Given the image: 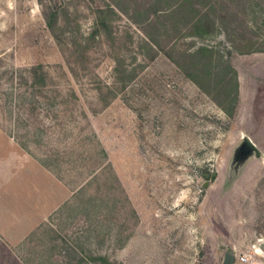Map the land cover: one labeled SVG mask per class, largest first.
I'll return each instance as SVG.
<instances>
[{
  "label": "rangeland",
  "instance_id": "rangeland-1",
  "mask_svg": "<svg viewBox=\"0 0 264 264\" xmlns=\"http://www.w3.org/2000/svg\"><path fill=\"white\" fill-rule=\"evenodd\" d=\"M0 26V191L46 218L0 264H264V0H0Z\"/></svg>",
  "mask_w": 264,
  "mask_h": 264
},
{
  "label": "crops",
  "instance_id": "crops-1",
  "mask_svg": "<svg viewBox=\"0 0 264 264\" xmlns=\"http://www.w3.org/2000/svg\"><path fill=\"white\" fill-rule=\"evenodd\" d=\"M20 152L25 154L26 160L30 158L22 148ZM5 194L7 196L0 191V234L7 239L12 237L11 241H19L46 219L43 215V197L41 198V207L38 208L29 202L31 193H23L19 205L16 203L14 205L16 207L11 208L9 206L10 197L8 193Z\"/></svg>",
  "mask_w": 264,
  "mask_h": 264
},
{
  "label": "water",
  "instance_id": "water-1",
  "mask_svg": "<svg viewBox=\"0 0 264 264\" xmlns=\"http://www.w3.org/2000/svg\"><path fill=\"white\" fill-rule=\"evenodd\" d=\"M245 142L247 143V145H249L252 149H257L255 143H253V141L249 138V137H246L245 138ZM235 257L233 254L231 253H228L227 254V259L225 261L224 264H233V261H234Z\"/></svg>",
  "mask_w": 264,
  "mask_h": 264
},
{
  "label": "trees",
  "instance_id": "trees-1",
  "mask_svg": "<svg viewBox=\"0 0 264 264\" xmlns=\"http://www.w3.org/2000/svg\"><path fill=\"white\" fill-rule=\"evenodd\" d=\"M166 11H169V9H165V10H164V9H159L157 12L162 13V12H166ZM194 20H196V19H194ZM261 50H263V48H257V47H253V46H252L251 49H250L249 51H244V50H243L244 52H243V51H242V52H243V53H245V52H256V51H261ZM32 73H33V72H32ZM99 259H104V260H105L106 258L103 257V256H100Z\"/></svg>",
  "mask_w": 264,
  "mask_h": 264
},
{
  "label": "built area",
  "instance_id": "built-area-1",
  "mask_svg": "<svg viewBox=\"0 0 264 264\" xmlns=\"http://www.w3.org/2000/svg\"><path fill=\"white\" fill-rule=\"evenodd\" d=\"M245 257H247V260H244ZM240 259H241L242 262H246V261H248L249 256H248V254H243V255L240 256Z\"/></svg>",
  "mask_w": 264,
  "mask_h": 264
},
{
  "label": "clouds",
  "instance_id": "clouds-1",
  "mask_svg": "<svg viewBox=\"0 0 264 264\" xmlns=\"http://www.w3.org/2000/svg\"><path fill=\"white\" fill-rule=\"evenodd\" d=\"M0 27H2V26H0ZM244 260H247V257H245Z\"/></svg>",
  "mask_w": 264,
  "mask_h": 264
}]
</instances>
